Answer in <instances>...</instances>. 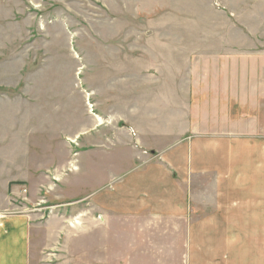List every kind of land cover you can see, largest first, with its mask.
I'll use <instances>...</instances> for the list:
<instances>
[{"label":"crops","instance_id":"crops-1","mask_svg":"<svg viewBox=\"0 0 264 264\" xmlns=\"http://www.w3.org/2000/svg\"><path fill=\"white\" fill-rule=\"evenodd\" d=\"M200 1L165 0L148 18L165 33H119L100 58L87 50L77 172L97 186L69 201L86 203L80 222L60 212L35 229L6 194L25 177L3 170L0 264H30L33 237L54 238L53 264H264V36L246 29L240 46L207 48L209 35L187 27Z\"/></svg>","mask_w":264,"mask_h":264},{"label":"rangeland","instance_id":"rangeland-1","mask_svg":"<svg viewBox=\"0 0 264 264\" xmlns=\"http://www.w3.org/2000/svg\"><path fill=\"white\" fill-rule=\"evenodd\" d=\"M217 1L238 12L241 24H230L221 11L211 8L210 0L197 3L199 23L191 17L187 27L209 35L203 42L207 48L220 41L240 46L246 29L264 36V0H252L245 8H239L243 0ZM164 7L165 0H0V174L8 173L13 163L12 179L25 177L6 194L14 198V205L9 201L12 212L24 211L33 228L50 226L63 214L74 224L80 222L86 203L69 201L97 186L78 173L77 152L84 151L80 134L89 109L87 50L93 48L100 58L102 48L118 46L119 33H165V25L148 20L164 16ZM262 38L254 40V48ZM260 120L262 130L264 118ZM7 181L0 191L7 189ZM53 241L46 238L42 246L33 237L30 264H53L45 253Z\"/></svg>","mask_w":264,"mask_h":264},{"label":"built area","instance_id":"built-area-1","mask_svg":"<svg viewBox=\"0 0 264 264\" xmlns=\"http://www.w3.org/2000/svg\"><path fill=\"white\" fill-rule=\"evenodd\" d=\"M90 110H91V107H90ZM23 193H24L23 195H25L27 193V191L25 190Z\"/></svg>","mask_w":264,"mask_h":264}]
</instances>
